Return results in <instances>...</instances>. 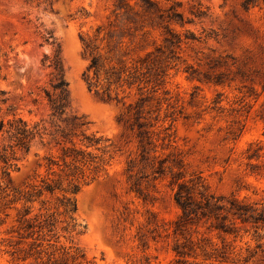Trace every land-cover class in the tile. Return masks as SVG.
Returning <instances> with one entry per match:
<instances>
[{
  "label": "rangeland",
  "instance_id": "374dc122",
  "mask_svg": "<svg viewBox=\"0 0 264 264\" xmlns=\"http://www.w3.org/2000/svg\"><path fill=\"white\" fill-rule=\"evenodd\" d=\"M152 1L156 12L136 7L129 24L115 17L117 0H0V119L20 118L42 132L28 150L15 149L8 176L0 163L8 194L0 202V264H22L18 257L39 251L43 262L53 254L68 264L76 255L80 264H172L182 242L217 256L205 261L197 249L189 262L264 264L262 233L224 242L205 226L173 234L181 214L176 184L194 177L216 195L264 206V0ZM171 7L180 17L170 19ZM111 23L121 33L138 30L134 43L123 39L120 57L132 63L153 52L151 73H159L141 90L113 86L118 103L101 99L107 84L101 77L96 86L87 70ZM167 32L180 43H164ZM55 54L69 99L60 120L50 119L45 95ZM140 98L141 118H133ZM74 117L84 125L73 128ZM139 124L152 142L144 156ZM84 137L100 139L104 151ZM73 147L99 158L97 168L73 163L75 194L66 176L71 162L63 160ZM21 218L37 226L47 219L53 229L34 227L26 239Z\"/></svg>",
  "mask_w": 264,
  "mask_h": 264
},
{
  "label": "trees",
  "instance_id": "16d2710c",
  "mask_svg": "<svg viewBox=\"0 0 264 264\" xmlns=\"http://www.w3.org/2000/svg\"><path fill=\"white\" fill-rule=\"evenodd\" d=\"M130 1L132 0H117L113 11L115 17H124L127 23L134 24L139 14V11L135 10L136 7H139L144 13L156 12V5L152 0H135L136 2L134 5H131ZM169 10L173 11L170 19L174 20L180 17L179 14L174 12L173 7ZM108 27V30L103 32L99 39V44L95 46L94 51L90 53L91 59L87 70L91 72V79L94 80L96 86L100 84L99 81L101 77L105 84H107L101 99L108 103L113 101L118 103L117 93H115L113 98L111 97L110 92L113 86L115 89L124 86H126L127 89H132L136 86L138 90H141L146 88V85L151 82V75L154 79L159 73H151V56L153 52L146 53L143 57L132 63H128L119 55V49L124 44L123 39L127 38L129 44L134 43L138 35L137 27H134L132 31H130L131 27L126 28L127 33H121L123 28H117V26L112 23L109 24ZM102 31H104V29L98 28V35H100ZM167 33L169 37L167 36L164 38V43L168 46L180 43L181 40L179 36L169 32ZM49 39H51V36L45 39V42L48 43ZM50 44L54 45V42ZM85 46L86 48L89 47V45L86 44ZM2 56L3 54L0 50V58ZM48 66L52 68L51 74L53 75V80H51L50 83L52 93L45 91L50 109V119L60 120V116H62L69 107V99L66 89L67 84L63 80V70L57 54H55L54 59L50 61ZM87 84L91 87L89 81H87ZM142 101L143 99L140 98L136 102L133 118H141V111L138 107ZM128 111L130 110L128 109ZM71 125L73 128H77L83 126L84 123L78 122V118L74 117L72 118ZM142 127L141 124L138 125L137 139L139 147L141 148V153H143L141 155L144 156L147 147L150 146L152 142L150 141L148 132L141 130ZM35 138H42L39 124L29 126V124L20 118L12 119L6 123L0 119V163L2 164L3 176L9 175L10 161L14 159L15 149L28 150L30 143ZM4 139L7 140V145L3 144ZM84 139L87 141L88 147H93L101 152L104 151L105 147L99 146L100 139L90 137H84ZM253 156L254 154L249 157L251 158ZM63 160H69L71 162L65 165L70 171L66 176L70 177L69 184L71 185V192L75 194L79 190V187L78 184H75L78 182V177L74 174L75 172L73 169L77 167H75L73 163L80 162L83 166L94 165V168H97L96 164L99 162V158L91 153L78 151L73 147L64 149ZM176 185L177 187L174 191L173 199L180 209L181 214L174 222V235H182L188 228H195L196 230L201 226H205L209 232H215L222 242H224L226 238H232L234 241L241 240L244 236L249 235L250 232H252L255 237H258L260 233L264 236V206L258 208L256 204L240 201L234 197L216 195L207 188L199 177H194L189 181L179 182ZM44 189L52 192L49 186H45ZM7 197L8 194L6 193L5 187L0 183V202L4 201ZM67 210L68 212H75L76 207L73 200L67 201ZM21 219L22 223L20 225H22V229L29 231L27 233V238L21 236V239H28L29 236L33 235L34 231L31 229L34 227H38L37 233H41L44 228H48V232H51L53 229V224L47 221V219L43 220V224L39 222L38 226L34 224L35 219L34 221L25 218ZM34 244L35 243H32L31 246ZM35 247H38V245ZM194 247L193 245H186L184 242L177 243L173 248L175 259L172 264H199L198 262L188 261L190 257L193 259L197 258V256H195L197 249L203 252L205 261L217 259V256L213 257L211 255H206L203 246L198 245ZM214 251L216 252L217 249H214ZM14 253L15 252H13V254ZM40 255L41 251L28 253L23 257H18L17 260L22 264H68V262L59 263L54 259L53 254L48 255L47 259L43 262ZM221 255L222 256L219 257L223 259L224 252H222ZM78 259H83V255L72 256L71 264H80L81 262H77Z\"/></svg>",
  "mask_w": 264,
  "mask_h": 264
}]
</instances>
